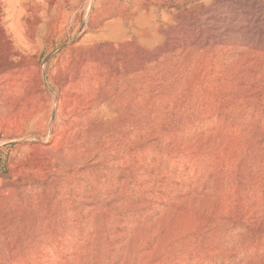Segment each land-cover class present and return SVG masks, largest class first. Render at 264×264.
<instances>
[{
  "label": "rangeland",
  "instance_id": "1",
  "mask_svg": "<svg viewBox=\"0 0 264 264\" xmlns=\"http://www.w3.org/2000/svg\"><path fill=\"white\" fill-rule=\"evenodd\" d=\"M263 1L0 0V264H264Z\"/></svg>",
  "mask_w": 264,
  "mask_h": 264
},
{
  "label": "bare ground",
  "instance_id": "2",
  "mask_svg": "<svg viewBox=\"0 0 264 264\" xmlns=\"http://www.w3.org/2000/svg\"><path fill=\"white\" fill-rule=\"evenodd\" d=\"M79 1V0H78ZM215 1H220V0H215ZM231 1H233V0H231ZM264 2V1H263ZM78 3V2H77ZM91 9V8H90ZM245 12L246 13H253V9H251V6H249V8H247V9H245ZM255 15V14H254ZM250 17H252V16H250ZM122 19V18H121ZM126 22V21H125ZM250 23V22H249ZM255 23V22H254ZM250 25H252L251 23H250ZM249 25V26H250ZM115 30L114 31H112V33H110L109 35H104V36H101V37H99V38H97V40H103V41H106V43H107V45L110 47V50L113 48V46H112V43H118V44H121V45H123L124 46V44H126L127 43V45H128V43L129 42H136V41H138L139 39H141V40H145L146 38H148V33L147 32H145V31H132V35H129L130 34V32H129V30H127L126 28H125V26L123 25V21L122 20H120L119 22H117L115 25ZM130 26V25H129ZM251 27V26H250ZM113 29H114V27H113ZM113 29H111V30H113ZM136 30V29H135ZM150 37V36H149ZM163 39H165V38H163ZM264 39V38H263ZM146 41H148V39L146 40ZM146 41H144V42H146ZM149 41H150V39H149ZM140 42V41H139ZM138 42V43H139ZM151 44V43H150ZM153 44V43H152ZM252 44V43H251ZM235 45H237L235 48H230L229 49V51H231V52H234V53H237V54H240V56L238 57V58H236L239 62H241V61H243V60H245V57H244V55L245 54H252V55H255V56H257V57H264V42H263V44H258V43H254L253 45H250L248 48L246 47V45H245V43L243 42V41H241L240 43H236ZM240 45L242 46V48H241V50H240V48H238V47H240ZM90 46V45H89ZM118 47H120V45H118L116 48H118ZM233 47V46H232ZM114 49V48H113ZM243 55V56H242ZM220 60V59H219ZM262 63V62H261ZM107 65V64H106ZM263 66H264V63L262 64ZM261 64H259V65H257L256 66V68L258 69L259 67H261L262 66ZM96 66L94 65V66H91V64L90 65H87L86 67H84L82 70H81V72H82V77H79L75 82L74 81H72V82H74V85H78L79 84V80H83V79H85V77H86V75H87V77L89 78V77H91V75H93V74H95V73H99L100 71H98V70H96V68H95ZM92 68L94 69V70H92ZM102 68V67H101ZM101 68H99V69H101ZM110 68V67H109ZM106 69V68H105ZM102 70V69H101ZM259 70V69H258ZM57 72V71H56ZM107 72V71H106ZM105 72V73H106ZM104 73V74H105ZM121 73H123L122 75L125 77V76H129L130 75V73L128 72H121ZM99 75H101L100 73H99ZM71 76V75H70ZM114 78H115V76H116V74H113L112 75ZM76 77V76H75ZM97 78V77H96ZM264 78V71L263 72H256V73H254V74H250L249 72H242L241 73V75L239 76V79H240V81H242V82H244V81H247V80H249V79H256V80H261V79H263ZM102 79V78H101ZM86 80V79H85ZM90 80H92V79H90ZM111 80V79H110ZM125 80V79H124ZM87 81H89V80H87ZM93 81H94V79H93ZM97 81V80H96ZM103 81V80H102ZM121 81V80H120ZM122 82V81H121ZM88 83V82H87ZM104 83V82H103ZM96 84V83H95ZM112 84V83H111ZM71 85V84H70ZM122 86V85H121ZM89 87V86H88ZM68 88V87H67ZM70 88V87H69ZM73 88V87H72ZM75 89V88H74ZM79 89V88H78ZM69 90V89H68ZM68 92V91H67Z\"/></svg>",
  "mask_w": 264,
  "mask_h": 264
}]
</instances>
